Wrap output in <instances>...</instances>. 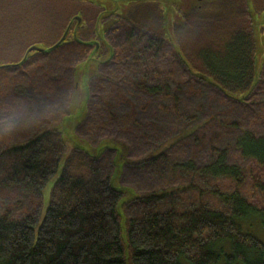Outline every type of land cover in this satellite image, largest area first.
<instances>
[{
    "label": "trees",
    "instance_id": "trees-1",
    "mask_svg": "<svg viewBox=\"0 0 264 264\" xmlns=\"http://www.w3.org/2000/svg\"><path fill=\"white\" fill-rule=\"evenodd\" d=\"M56 1L55 37L45 46L70 17L87 20L90 4L102 7ZM253 5L264 10V0ZM186 19L174 25L176 43L214 82L191 72L165 23L106 32L115 55L90 79L86 117L75 127L82 144L109 145L99 157L59 130L71 115L76 67L94 45L69 36L0 68V264H264L256 233L264 225V64L248 97L228 94L247 92L255 79L248 2L212 0ZM9 24L12 36L23 34L0 23V47ZM77 35L96 39L94 23ZM119 151L115 185L137 195L124 203L129 193L114 185ZM60 167L44 211L43 188Z\"/></svg>",
    "mask_w": 264,
    "mask_h": 264
},
{
    "label": "water",
    "instance_id": "water-1",
    "mask_svg": "<svg viewBox=\"0 0 264 264\" xmlns=\"http://www.w3.org/2000/svg\"><path fill=\"white\" fill-rule=\"evenodd\" d=\"M93 4H96L98 6H102L104 7V12L101 13V15L99 16V20L103 19V18H108L110 16H112L113 14L116 13V11L118 10H122V9H130L132 7H135L139 4L142 3H146L149 1H157L162 3V5L164 6V16H165V30H166V36L168 38H170L172 40V43L174 44L176 50L178 51V53L182 56L183 61L188 65V67L190 68L191 72L193 74H196L206 80H209L210 82H214L213 79H211L210 77H208L207 75H204L200 72L195 71L192 66L189 64V62L187 61V59L184 57V55L182 54L179 46L176 43L175 40V36H174V32H173V20L177 19L179 17V12L178 9H183L186 11V9L190 6H198L200 3H205L207 0H84ZM248 2V10L249 13L251 15L252 18V26L254 29V33H255V42H256V54H255V79L254 82L251 86V88L247 91L244 92L243 94L237 93V94H232V93H228L230 96H232L235 99L238 100H243L246 97L249 96V94L252 92V90L254 89V87L256 86V84L259 81V77L261 74V69H262V62H263V48L260 45V39H259V25L264 23V12L262 13V15H258L255 12V9L253 7V0H247ZM178 8V9H177ZM78 20L79 22L83 21V17L82 15L78 14L77 16H75L72 21ZM73 24V23H71ZM69 25L68 28L66 29V32H64V34L60 37V39L52 46H44L43 44L40 43H36L31 45L25 52L22 60L19 63H14V64H9V63H5V64H0V68L2 67H7L10 65H21L23 64L26 60H28L33 52H50L60 46H62L67 38V34L69 32V30L71 29L72 25ZM84 23H77L75 30H74V37L76 40H78L79 42L86 44V45H94L95 48L93 49L92 53L88 56L87 60L84 61L82 64L78 65L76 67V85H77V90H76V94L74 96L73 99V103L71 106V115L68 116L67 118L64 119L63 123L59 126V130L61 131L62 135H63V139L66 140L67 142H69L70 144L74 145L75 147L84 149L88 154H90L93 157H99L101 156V154L103 153V151L105 150L106 147H108L107 145H104L103 143L98 147V148H93L88 144H82L80 141H78V137L75 134V127L80 124L86 117V112H87V103H88V99H89V95H90V88H89V81L90 79L97 74V70L99 68V66L101 64L107 63L110 60H112V58L114 57L115 51L114 48L107 42L106 38H105V33L108 31V26L104 24L101 25V23H97L96 26V35H97V39L91 40V41H82L79 40L78 35H77V30L79 27H81ZM172 27V31L171 28ZM100 27H103V30H100ZM100 30V31H99ZM103 43L105 46L108 47L109 49V53L103 57V59H101V57L99 59L95 58L94 55H96L98 52V50L100 49V43ZM98 55V54H97ZM261 55V56H260ZM99 56V55H98ZM95 65L96 69L95 71H93L91 73V69L92 66ZM80 67V71H81V76H79V69ZM84 88L85 94H86V99H85V104L82 105V107H80L81 105L77 106L76 105V97L79 91V88ZM76 107H80V116L76 117L75 116V108ZM73 118H76L74 120V122L71 124V129L72 132L74 133L75 137H67L66 136V131H64V129H67V124L69 123V121ZM78 139V140H77ZM120 161V162H119ZM115 165H116V173H115V177H114V185L117 182V178L122 170V161H121V153L120 151L118 152L117 157L115 158ZM115 188L122 190V191H127L129 193L128 197H126L122 202H128L130 200H132L133 198L137 197V195L130 189L128 188H121L115 185ZM122 204V203H121ZM119 211L121 212V210L119 209Z\"/></svg>",
    "mask_w": 264,
    "mask_h": 264
},
{
    "label": "rangeland",
    "instance_id": "rangeland-1",
    "mask_svg": "<svg viewBox=\"0 0 264 264\" xmlns=\"http://www.w3.org/2000/svg\"><path fill=\"white\" fill-rule=\"evenodd\" d=\"M10 1L14 4V7L9 8L10 17L12 18L11 23H14L12 25H15V28L19 27L23 31V34L21 36H12L10 34L11 25L9 24V28H7L8 29L7 46L6 47H0V64H5V63H7V61H13L14 59H16L18 57V55H20L21 50L30 43H32L31 45L36 44V43L43 44V43H41L42 41L51 42L53 40V38L55 37L54 36L55 34H52V30L50 28H48L51 26V24H48V23H50V21H53L52 14L56 13V10L58 8L59 4L56 0H10ZM55 1H56V5H55ZM211 1L212 0H207L205 3H200L196 7L195 6H193V7L189 6L186 9V11L183 9H178L179 14L181 13L182 15H179V17L177 19L173 20V32H174V25L175 24L180 23V24H183L185 26L187 16L197 12L198 10H200L202 8H204L205 5ZM1 2L3 3V5L6 4V7L4 9L3 19L0 18V23H7V0H1ZM51 3H52V5H51ZM253 7H254V5H253ZM254 9H255V7H254ZM130 11H131V8L116 11V13L113 14L112 18L109 19L110 23H101L102 20L105 19V18H103V19L99 20V16L101 15L102 12H104V10H103L102 12L99 13V15L97 17V23H101V25H103V26H104V24L107 25L109 27L108 28V30H109L112 27H116L119 24V23H116L117 19H126L127 15L130 14ZM118 12H119V14H118ZM255 12L258 15H262L264 10L261 12H257V10L255 9ZM249 15H250V13H249ZM250 17H251V15H250ZM132 19H133V17H132ZM30 23H34V25H35L33 28L34 29L33 32H31V30H29ZM45 23H46V25H45ZM97 23H94L95 28L97 26ZM70 24L71 23H69V21H68L63 32L59 35L58 39H56V40L60 39V37L64 34V32H66V29L68 28V26ZM71 25L73 26V24H71ZM45 26H47V27H45ZM251 26H252V23H251ZM170 28L172 31L171 26H170ZM258 29H259L258 32H260L259 33L260 45L264 51V23L260 24ZM100 30L102 31L103 27H100ZM252 30H253V35H255L253 26H252ZM69 36L74 37V33H72V32L70 33V30L67 34V38H69ZM174 36H175V33H174ZM96 39H97V36H96ZM254 39H255V36H254ZM16 41H19L18 45L14 44ZM100 44H101L100 49L98 50V52H96L99 56L97 54L94 55L95 58H97V59H99L100 57H101V59H103V57L109 53L108 47L106 46L107 47V49H106L103 46L102 42ZM29 47H27V49ZM26 50H25V52H26ZM255 54H256V42H255ZM262 58H263V62H262V67H263L264 53H263ZM82 63H80V64H82ZM95 69H96V67H95V65H93L92 69H91V73L93 71H95ZM78 71H79L78 77H80L81 76L80 67H79ZM85 99H86V94H85L84 88L81 87V88H79V91H78V94L76 97V105L77 106L81 105L80 107H82V105L85 104L84 103ZM80 107L75 108V116L76 117L80 116ZM75 119L76 118L71 119L69 121V123L67 124V129L66 130L64 129V131H66L67 137H71V136L75 137V135L72 132V129L70 127ZM90 146L93 148L99 147V146H93V145H90ZM61 168L62 167H60V169L57 171L55 176H53L49 180V182L46 184V186L43 188V210L44 211L46 210V208L48 207V205L50 203L52 188H53L55 182L57 181V179L59 178V176L61 174ZM256 233L264 241V225H262L261 227H258L256 229Z\"/></svg>",
    "mask_w": 264,
    "mask_h": 264
},
{
    "label": "flooded vegetation",
    "instance_id": "flooded-vegetation-1",
    "mask_svg": "<svg viewBox=\"0 0 264 264\" xmlns=\"http://www.w3.org/2000/svg\"><path fill=\"white\" fill-rule=\"evenodd\" d=\"M0 2H1V0H0ZM5 7H6V4L3 5V3L1 2L0 3V10H1L0 11V18L1 19H3V17H4ZM11 7H14V4L10 0H7V23L12 22V18L10 17V11H9V8H11ZM88 8H89V14H92V18L87 19V20H85L83 18V21H81V22H79L77 19L75 21H72V19L78 15V14H76L73 17H70L69 23H97V17L99 15V13L104 10V8L103 7L98 8V7H95L91 4L89 5ZM141 10L150 12L148 19H145V20L144 19H136L137 16L140 15L138 13H140ZM93 11H94V13H93ZM118 14H119V12H118ZM163 15H164L163 6H161V4H159V3H155V1H150V2H147L145 4H141V5H138L136 7H132L130 14L127 15V18L126 19H117L116 23H164ZM112 16L105 18L104 20H102L101 23H110L109 19L112 18ZM156 16H158V18H156ZM132 17H136V18L132 19ZM52 18H53V21H50V23H56V13L52 14ZM92 38H95V35Z\"/></svg>",
    "mask_w": 264,
    "mask_h": 264
}]
</instances>
